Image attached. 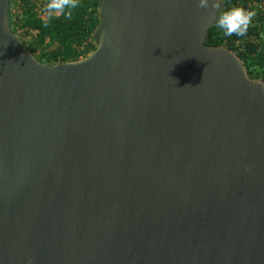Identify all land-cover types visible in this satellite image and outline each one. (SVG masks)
Here are the masks:
<instances>
[{"label": "water", "instance_id": "1", "mask_svg": "<svg viewBox=\"0 0 264 264\" xmlns=\"http://www.w3.org/2000/svg\"><path fill=\"white\" fill-rule=\"evenodd\" d=\"M10 1L0 264H264V82L206 45L218 10L99 0L94 50L47 64Z\"/></svg>", "mask_w": 264, "mask_h": 264}, {"label": "trees", "instance_id": "2", "mask_svg": "<svg viewBox=\"0 0 264 264\" xmlns=\"http://www.w3.org/2000/svg\"><path fill=\"white\" fill-rule=\"evenodd\" d=\"M250 0H221V10L242 7L251 11ZM48 0H11L9 26L26 50L39 62L59 64L77 61L94 50L93 31L98 24L99 0H77L71 18L64 15L48 19ZM254 15L244 36L224 35L216 25L208 31L207 46H225L242 61L251 79L264 82V14ZM28 40V38H31Z\"/></svg>", "mask_w": 264, "mask_h": 264}, {"label": "clouds", "instance_id": "3", "mask_svg": "<svg viewBox=\"0 0 264 264\" xmlns=\"http://www.w3.org/2000/svg\"><path fill=\"white\" fill-rule=\"evenodd\" d=\"M198 8L207 9L211 4L217 9L216 28L226 36H244L255 15L252 11H247L242 7H232L227 10H221V0H196ZM77 7V0H48L46 11L48 19L44 21L47 26L48 20L53 17L64 15L71 18V10ZM248 170L247 168L245 169ZM27 264H34L31 257L27 259Z\"/></svg>", "mask_w": 264, "mask_h": 264}, {"label": "built area", "instance_id": "4", "mask_svg": "<svg viewBox=\"0 0 264 264\" xmlns=\"http://www.w3.org/2000/svg\"><path fill=\"white\" fill-rule=\"evenodd\" d=\"M249 2L251 3L250 6L255 8L254 10H251L255 15H258L257 12H262V14H264V0H250Z\"/></svg>", "mask_w": 264, "mask_h": 264}, {"label": "rangeland", "instance_id": "5", "mask_svg": "<svg viewBox=\"0 0 264 264\" xmlns=\"http://www.w3.org/2000/svg\"><path fill=\"white\" fill-rule=\"evenodd\" d=\"M39 2L41 1H43V0H38ZM44 10H46V7H45V9ZM46 15H48V14H46ZM264 24V23H263ZM264 26V25H263ZM32 37H34L33 35L31 36V38H28V40H31L32 39Z\"/></svg>", "mask_w": 264, "mask_h": 264}]
</instances>
